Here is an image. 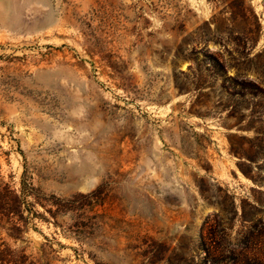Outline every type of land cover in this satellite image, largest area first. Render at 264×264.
I'll return each mask as SVG.
<instances>
[{
	"label": "rangeland",
	"instance_id": "374dc122",
	"mask_svg": "<svg viewBox=\"0 0 264 264\" xmlns=\"http://www.w3.org/2000/svg\"><path fill=\"white\" fill-rule=\"evenodd\" d=\"M264 264V0H0V264Z\"/></svg>",
	"mask_w": 264,
	"mask_h": 264
},
{
	"label": "trees",
	"instance_id": "16d2710c",
	"mask_svg": "<svg viewBox=\"0 0 264 264\" xmlns=\"http://www.w3.org/2000/svg\"><path fill=\"white\" fill-rule=\"evenodd\" d=\"M246 264H250L249 262H246Z\"/></svg>",
	"mask_w": 264,
	"mask_h": 264
}]
</instances>
